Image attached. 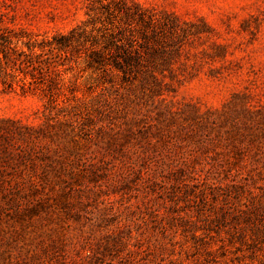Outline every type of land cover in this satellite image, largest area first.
Returning a JSON list of instances; mask_svg holds the SVG:
<instances>
[{
  "label": "rangeland",
  "instance_id": "obj_1",
  "mask_svg": "<svg viewBox=\"0 0 264 264\" xmlns=\"http://www.w3.org/2000/svg\"><path fill=\"white\" fill-rule=\"evenodd\" d=\"M0 119V264H264V0H0Z\"/></svg>",
  "mask_w": 264,
  "mask_h": 264
},
{
  "label": "trees",
  "instance_id": "obj_2",
  "mask_svg": "<svg viewBox=\"0 0 264 264\" xmlns=\"http://www.w3.org/2000/svg\"><path fill=\"white\" fill-rule=\"evenodd\" d=\"M22 127L14 120L0 119V192H20L16 177L18 164L28 158L30 145L25 136H30L33 128Z\"/></svg>",
  "mask_w": 264,
  "mask_h": 264
}]
</instances>
